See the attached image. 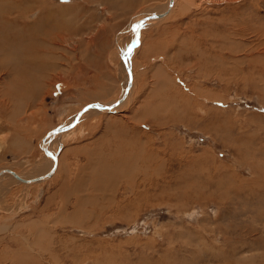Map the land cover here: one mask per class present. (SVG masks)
<instances>
[{"label":"rangeland","instance_id":"obj_1","mask_svg":"<svg viewBox=\"0 0 264 264\" xmlns=\"http://www.w3.org/2000/svg\"><path fill=\"white\" fill-rule=\"evenodd\" d=\"M168 6L0 0V172L57 163L0 178V264H264V0H175L129 92Z\"/></svg>","mask_w":264,"mask_h":264},{"label":"bare ground","instance_id":"obj_2","mask_svg":"<svg viewBox=\"0 0 264 264\" xmlns=\"http://www.w3.org/2000/svg\"><path fill=\"white\" fill-rule=\"evenodd\" d=\"M171 1H172V3H171ZM174 1L175 0H169V6H168V8H166L165 9V11L164 12H161V13H156V14H150V15H142V17L139 19V20H136L131 26H132V30H134V33L135 32H138V34H139V38H140V40H141V35H140V31H139V28L142 26V24L144 23V22H151V21H155V20H159V19H162V18H164L169 12H170V10H171V8H172V6L174 5ZM149 13V12H148ZM147 13V14H148ZM153 13H155V12H153ZM158 15V16H157ZM138 21H140L141 23H140V25L138 26V27H136V23L138 22ZM138 28V29H137ZM134 37H135V35H134ZM136 47V46H135ZM135 47H133L132 49H131V47L128 49V50H126V51H128L127 53H125V52H122V56H123V59H124V63H123V68H124V65H125V68H124V70L126 69V73H127V76L128 77H126L127 78V85H126V87H128V91L130 92L131 90H132V87H133V82H132V74H131V63H130V55L132 54V52H133V49L135 48ZM128 91H125V93H124V95H123V97L117 102V106L116 105H114L113 106V108H112V106L110 107L109 105H107V106H103V105H94V106H91V108L92 107H94L93 109L94 110H97L98 108L100 109V111H107V110H110V111H114V109H118V108H120V107H122V105L125 103V99H126V94L128 93ZM130 94V93H129ZM87 109H90V106H89V108H86L85 110H87ZM82 116L81 115H79L77 118L79 119V118H81ZM77 118H75L74 117V119H73V124H74V122H78L76 119ZM79 124V123H78ZM71 125H72V123H71ZM71 126H69V125H66V126H63V127H61V128H59L56 132H51L48 136L50 137H48V138H46V140L45 141H47V143H48V141H50L49 139H52L51 137H58V135H60V134H58V133H60V132H63L64 130H66V129H69ZM65 132V131H64ZM62 134V133H61ZM61 136V135H60ZM46 143V144H47ZM44 144V143H43ZM46 146V145H45ZM52 148V147H51ZM45 149V148H44ZM46 152H47V150H45ZM48 153V152H47ZM48 155L49 156H51V158H50V161H49V164H50V167L52 168L53 166H54V164H55V160H57V156L55 155V154H53V153H51V154H49L48 153ZM55 159V160H54ZM50 168V169H51ZM57 168V163H56V165L54 166V168H52L53 170L50 172V173H48L49 175L48 176H46V177H44V178H40V176H37V177H34V178H32V179H30V180H27L25 177H24V175H22V174H19V173H17V172H14V171H12V170H8V169H6V170H3V171H1L0 172V178L4 175H11V177L13 178V177H15L14 179L15 180H17V181H19V182H22V183H27V184H29V183H35V182H41V181H43V180H45V179H47L48 177H50L53 173H54V170ZM41 176H45V174L44 175H41ZM134 188H135V186H134ZM135 191V190H134Z\"/></svg>","mask_w":264,"mask_h":264},{"label":"water","instance_id":"obj_3","mask_svg":"<svg viewBox=\"0 0 264 264\" xmlns=\"http://www.w3.org/2000/svg\"><path fill=\"white\" fill-rule=\"evenodd\" d=\"M171 3H172V1H171ZM158 16V15H157ZM140 21H138L137 23H136V27H138L139 25H140ZM138 29V28H137ZM137 42H139V34H138V32H135V41H134V43H132L131 44V49L133 48V47H135L136 45H137ZM128 51H126L125 53H127ZM89 106V105H88ZM59 128H55V129H53V130H51L52 132H56L57 130H58ZM50 173V172H49ZM49 174L47 173L45 176H41L40 178H44V177H46V176H48Z\"/></svg>","mask_w":264,"mask_h":264}]
</instances>
